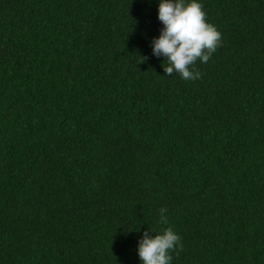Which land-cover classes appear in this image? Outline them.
Segmentation results:
<instances>
[{
    "label": "trees",
    "instance_id": "16d2710c",
    "mask_svg": "<svg viewBox=\"0 0 264 264\" xmlns=\"http://www.w3.org/2000/svg\"><path fill=\"white\" fill-rule=\"evenodd\" d=\"M200 3L192 81L159 0H0V264H141L168 226L171 264H264V0Z\"/></svg>",
    "mask_w": 264,
    "mask_h": 264
},
{
    "label": "clouds",
    "instance_id": "9594fccd",
    "mask_svg": "<svg viewBox=\"0 0 264 264\" xmlns=\"http://www.w3.org/2000/svg\"><path fill=\"white\" fill-rule=\"evenodd\" d=\"M200 0H159L158 20L163 27L151 41L152 53L164 57L165 75L179 74L183 80H198L197 61L207 63L221 46L222 33L206 19ZM146 57H142V63ZM168 209H159V223L168 225ZM154 233V230H150ZM183 250L182 237L171 226L150 235L143 233L137 253L141 264H171L172 255Z\"/></svg>",
    "mask_w": 264,
    "mask_h": 264
}]
</instances>
